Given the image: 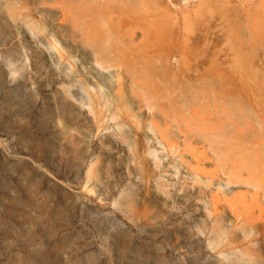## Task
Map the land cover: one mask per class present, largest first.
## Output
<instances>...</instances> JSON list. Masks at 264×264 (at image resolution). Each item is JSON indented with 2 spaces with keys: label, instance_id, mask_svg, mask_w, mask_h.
Returning <instances> with one entry per match:
<instances>
[{
  "label": "rangeland",
  "instance_id": "1",
  "mask_svg": "<svg viewBox=\"0 0 264 264\" xmlns=\"http://www.w3.org/2000/svg\"><path fill=\"white\" fill-rule=\"evenodd\" d=\"M3 55L0 264H264V0H0Z\"/></svg>",
  "mask_w": 264,
  "mask_h": 264
},
{
  "label": "bare ground",
  "instance_id": "2",
  "mask_svg": "<svg viewBox=\"0 0 264 264\" xmlns=\"http://www.w3.org/2000/svg\"><path fill=\"white\" fill-rule=\"evenodd\" d=\"M0 61H1V63L2 64H4L5 66H9L10 64H11V59L8 57V56H6V55H3L2 57H1V59H0ZM107 225V224H106ZM105 225V226H106ZM107 232V227H105L104 228V230H102V234H105ZM105 237V236H104Z\"/></svg>",
  "mask_w": 264,
  "mask_h": 264
}]
</instances>
